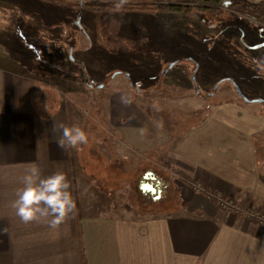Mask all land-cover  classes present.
Here are the masks:
<instances>
[{
  "label": "crops",
  "instance_id": "crops-1",
  "mask_svg": "<svg viewBox=\"0 0 264 264\" xmlns=\"http://www.w3.org/2000/svg\"><path fill=\"white\" fill-rule=\"evenodd\" d=\"M27 12L11 10L8 17L20 18ZM72 61L66 74L44 62L22 63L0 50V264H264V224L219 206L190 183L197 181L264 212V179L254 141L264 133L262 115L252 114L235 100L215 104L208 116L164 152L168 168L187 178L178 181L181 201L141 210L142 215L124 213L131 206L120 201L122 196L109 202L103 192L86 186L83 177L98 172L89 166L87 150L57 145L60 133L53 125L71 126L73 118L80 120L78 99L84 83L76 78ZM118 77L101 84L111 98L107 106L118 111L104 108L105 125L97 129L109 132L111 150L119 139L120 146L142 156L153 150L155 140L146 132L145 109L131 92L145 93ZM122 97L129 102L122 103ZM98 138L105 146V136ZM135 160L137 165L139 159ZM116 161L123 166L120 158ZM34 164L43 176L63 171L70 182L76 210L58 234L39 220L23 222L13 207L22 177ZM100 177V187L111 186L103 174ZM120 188L113 193L119 194ZM114 208L116 212H111Z\"/></svg>",
  "mask_w": 264,
  "mask_h": 264
},
{
  "label": "rangeland",
  "instance_id": "rangeland-1",
  "mask_svg": "<svg viewBox=\"0 0 264 264\" xmlns=\"http://www.w3.org/2000/svg\"><path fill=\"white\" fill-rule=\"evenodd\" d=\"M170 1L174 6L167 12H144L91 10L79 3L61 5L55 0H0V50L4 54L25 64L44 62L50 69H65L66 74L71 72L69 62L73 60L76 78L84 83V93L78 99L80 120H73L88 133L89 141L80 149L87 150L89 166L98 171L83 179L90 189L103 192L101 196L109 202L122 196L120 201L131 206L123 212L133 215L181 201L179 183L183 179L168 168L164 152L208 116L215 104L235 100L264 118L262 21L233 11L236 0ZM242 1L264 9V0ZM212 7L220 12L209 9ZM11 10L28 12L11 20ZM111 76H119L122 82L128 79L132 89L144 90L145 95L131 92L143 105L146 132L155 140L153 150L142 156L120 146L119 139H114L116 145L111 150L109 132L97 129L105 125L104 108L109 113L118 111L107 106L111 98L100 89ZM236 88L247 101L238 96ZM113 101L119 105L117 99ZM160 120L163 128L155 125ZM100 136H105V146ZM254 138L259 175L264 179V133ZM117 158L123 161L122 167ZM135 159H139L137 165ZM102 174L113 188L100 187ZM149 177L157 183L159 196L141 189ZM118 185L120 192L115 194Z\"/></svg>",
  "mask_w": 264,
  "mask_h": 264
},
{
  "label": "clouds",
  "instance_id": "clouds-1",
  "mask_svg": "<svg viewBox=\"0 0 264 264\" xmlns=\"http://www.w3.org/2000/svg\"><path fill=\"white\" fill-rule=\"evenodd\" d=\"M129 2L130 0H115V8L122 9ZM121 102L129 101L122 97ZM155 125L163 128V121H156ZM53 130L60 133L57 140L60 148H77L89 141L88 133L76 124L71 126L63 123L54 124ZM22 184L23 187L18 190L17 199L13 203L16 215L25 223L39 220L58 234L61 225L65 224L69 215L76 210L66 173L58 171L45 177L34 164L25 171Z\"/></svg>",
  "mask_w": 264,
  "mask_h": 264
},
{
  "label": "trees",
  "instance_id": "trees-1",
  "mask_svg": "<svg viewBox=\"0 0 264 264\" xmlns=\"http://www.w3.org/2000/svg\"><path fill=\"white\" fill-rule=\"evenodd\" d=\"M55 1L61 5L62 4L63 5H77L79 3L91 10H102V11L118 10L115 8V0H79L77 2H74L71 0H55ZM172 6L174 5L173 3H171L170 0H130V2L127 5H125L122 9H119V10H126V11L136 10V11H144V12H155V11L167 12L170 9H172ZM176 7H179V6L177 5ZM209 9H211L214 12H220L218 8L212 7ZM232 10L237 12L238 14L251 17V18H255V19H259L264 24V9L261 8L257 4L248 3L242 0H236V1H233ZM176 173L181 176V179L187 180V178L183 176L179 171H176ZM193 182L194 181H191L190 183L192 184Z\"/></svg>",
  "mask_w": 264,
  "mask_h": 264
},
{
  "label": "built area",
  "instance_id": "built-area-1",
  "mask_svg": "<svg viewBox=\"0 0 264 264\" xmlns=\"http://www.w3.org/2000/svg\"><path fill=\"white\" fill-rule=\"evenodd\" d=\"M192 187L195 190H199L204 192V194L213 199L219 206L226 207L228 209H233L234 211L242 212L245 216L248 218H255L259 221V223L264 224V212H261L259 209H256L255 207L251 206H239L235 204L232 199L228 197H224L219 193L218 191L212 190L209 187L203 188L201 184L197 181H194L192 183Z\"/></svg>",
  "mask_w": 264,
  "mask_h": 264
},
{
  "label": "flooded vegetation",
  "instance_id": "flooded-vegetation-1",
  "mask_svg": "<svg viewBox=\"0 0 264 264\" xmlns=\"http://www.w3.org/2000/svg\"><path fill=\"white\" fill-rule=\"evenodd\" d=\"M155 184L157 185V183H154V180L152 179V177H149V178H147L146 180H144L142 183H141V185H145V187H146V192H149V193H151L150 192V189L152 188V187H154L155 188V192H153V193H156L157 192V190H160L158 187H156L155 186ZM152 193V194H153ZM154 195V194H153Z\"/></svg>",
  "mask_w": 264,
  "mask_h": 264
},
{
  "label": "water",
  "instance_id": "water-1",
  "mask_svg": "<svg viewBox=\"0 0 264 264\" xmlns=\"http://www.w3.org/2000/svg\"><path fill=\"white\" fill-rule=\"evenodd\" d=\"M236 91L238 92V95H240V97H242L245 101L248 100L244 95H242V94L238 91L237 88H236ZM140 187H141V189H142L143 191L146 189L145 185H141ZM155 191H156V190H155L154 187H152V188L150 189V192H151V193H153V192H155ZM157 195H159V190H157Z\"/></svg>",
  "mask_w": 264,
  "mask_h": 264
}]
</instances>
